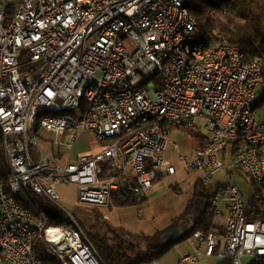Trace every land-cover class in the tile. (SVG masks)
<instances>
[{
    "label": "built area",
    "instance_id": "1",
    "mask_svg": "<svg viewBox=\"0 0 264 264\" xmlns=\"http://www.w3.org/2000/svg\"><path fill=\"white\" fill-rule=\"evenodd\" d=\"M198 121L205 145L184 153L172 142L168 157L167 135ZM40 129L69 154L83 133L99 148L61 162L60 143L53 156L38 146ZM0 135L10 172L9 194L0 178V264H49L38 241L59 264H105L56 186L109 208L118 188L139 196L175 175L172 154L203 185L219 171L227 179L211 200L224 236L194 231L177 264L264 259V220L245 217L232 182L239 172L264 186L262 65L224 36L203 38L186 0H0Z\"/></svg>",
    "mask_w": 264,
    "mask_h": 264
},
{
    "label": "trees",
    "instance_id": "2",
    "mask_svg": "<svg viewBox=\"0 0 264 264\" xmlns=\"http://www.w3.org/2000/svg\"><path fill=\"white\" fill-rule=\"evenodd\" d=\"M186 5L203 38H212L217 34L224 36L239 47L244 54L245 61L259 60L264 75V0H186ZM197 138H199L198 147L205 145L206 138L204 136L198 135ZM0 178L4 181L6 193L9 194L10 172L2 153L1 135ZM250 183L251 194L245 200L244 215L249 220H264V197L262 196L264 186L256 184L251 179ZM221 187L222 184L203 185L196 180L192 196L188 200L184 212L175 218L176 221L183 219L185 223L173 226L180 227L183 234L168 242L160 240V235L165 230L157 231L152 236L140 234L134 240L132 235L111 230L109 227H105V218H102L103 222L99 220V212L96 207L91 208L92 214L86 215V213L85 216L89 221L93 218L95 224L106 228L104 234L91 232L78 216H74L105 264H151L168 252L176 243L192 237L196 230L205 233L217 232L224 236V225L214 216L211 206L212 198ZM14 197L22 208L32 209L22 194H17ZM140 199V197L134 196L131 191L123 190L120 187L113 191L111 203L123 206L137 203ZM50 222L56 223L52 219ZM35 250L36 256L40 259L49 264H59L43 242L38 241ZM220 264L233 263L230 260H224ZM249 264H264V259H253Z\"/></svg>",
    "mask_w": 264,
    "mask_h": 264
},
{
    "label": "rangeland",
    "instance_id": "3",
    "mask_svg": "<svg viewBox=\"0 0 264 264\" xmlns=\"http://www.w3.org/2000/svg\"><path fill=\"white\" fill-rule=\"evenodd\" d=\"M198 135H206L202 121H198L197 127L194 129L184 128L169 133L167 135L169 140L167 156L169 157L172 142L179 146L180 152L190 153L194 151L198 147ZM57 143L62 145L64 139L44 129L38 131L37 144L44 153L51 156L55 155ZM95 146V141L87 133H83L72 146L70 154L69 152L65 154L64 145L61 146V153H64H62L60 161L64 162L68 159V156L71 160H75L81 153L92 152ZM31 150L34 158H38L39 154L36 147H32ZM172 156L171 162L176 166L177 173L155 181L151 189L138 196L141 199L137 203L123 206L111 203L109 208H97L101 222H103L102 218L105 215L108 216V219L104 220L105 227L124 232L126 235H132L134 240L140 234L152 236L157 231L168 230L176 224L183 225L185 223L183 219L176 221L175 218L184 212L187 202L192 196L193 186L202 172H187L181 168L177 155L172 154ZM232 176V182L239 188L243 198L247 200L251 194L250 179L239 172H232ZM225 182H227V179L219 171L214 173L213 178L207 181V185ZM56 192L60 197L59 203L61 206L69 213L78 216L91 232L102 234L106 232V228L95 224L93 218L89 221L85 216L86 213V215L92 214V207H83L78 204V189L75 185H57ZM48 207L50 208V206ZM241 260L243 264H248L253 258L243 256Z\"/></svg>",
    "mask_w": 264,
    "mask_h": 264
},
{
    "label": "crops",
    "instance_id": "4",
    "mask_svg": "<svg viewBox=\"0 0 264 264\" xmlns=\"http://www.w3.org/2000/svg\"><path fill=\"white\" fill-rule=\"evenodd\" d=\"M82 135V134H81ZM80 135V136H81ZM79 136V137H80ZM58 137V136H57ZM78 137V138H79ZM91 137V136H90ZM62 138V137H61ZM92 138V137H91ZM93 139V138H92ZM78 140V139H77ZM94 140V139H93ZM95 141V140H94ZM76 143V142H75ZM95 149L93 151H97L99 148L98 143L95 141ZM63 145V144H62ZM61 145V146H62ZM74 145V144H73ZM61 146L59 147V151H60V155L64 152L61 153ZM65 145H64V148ZM92 151V152H93ZM56 152V151H55ZM67 153V151L65 152V154ZM59 155V156H60ZM61 158V157H60ZM219 220H221L220 218H217ZM222 221V220H221ZM166 231V230H165ZM221 237H223L222 235H220ZM194 246H195V241L192 239V237L187 238L183 241H180L178 243H176L168 252H166L164 255H162L160 258H158L157 260H155L154 262H152L151 264H177V262L179 261L180 257L185 254V253H190L194 250ZM228 260V259H227ZM224 260H221L219 258L216 257H206V256H201L196 262L192 263V264H220L222 263ZM231 261V260H230ZM250 263V262H249ZM248 263V264H249Z\"/></svg>",
    "mask_w": 264,
    "mask_h": 264
},
{
    "label": "water",
    "instance_id": "5",
    "mask_svg": "<svg viewBox=\"0 0 264 264\" xmlns=\"http://www.w3.org/2000/svg\"><path fill=\"white\" fill-rule=\"evenodd\" d=\"M123 187H126V183L124 182L122 184ZM183 234V230L180 227H172L166 231H164L160 235V240L162 242H168V241H173L179 237H181Z\"/></svg>",
    "mask_w": 264,
    "mask_h": 264
}]
</instances>
